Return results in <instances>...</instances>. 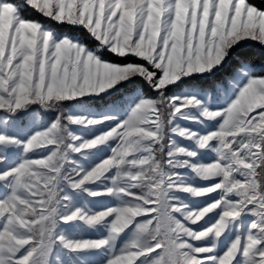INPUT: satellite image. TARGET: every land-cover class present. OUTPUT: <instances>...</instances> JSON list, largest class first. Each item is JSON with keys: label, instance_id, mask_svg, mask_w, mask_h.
<instances>
[{"label": "snow or ice", "instance_id": "6c2138e0", "mask_svg": "<svg viewBox=\"0 0 264 264\" xmlns=\"http://www.w3.org/2000/svg\"><path fill=\"white\" fill-rule=\"evenodd\" d=\"M0 264H264V0H0Z\"/></svg>", "mask_w": 264, "mask_h": 264}]
</instances>
